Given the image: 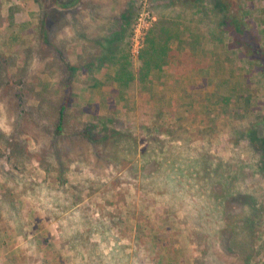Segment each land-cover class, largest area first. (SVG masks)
Masks as SVG:
<instances>
[{"label": "rangeland", "instance_id": "obj_1", "mask_svg": "<svg viewBox=\"0 0 264 264\" xmlns=\"http://www.w3.org/2000/svg\"><path fill=\"white\" fill-rule=\"evenodd\" d=\"M216 1L0 0V264H264V82L139 64ZM230 1L257 35L264 0Z\"/></svg>", "mask_w": 264, "mask_h": 264}, {"label": "crops", "instance_id": "obj_2", "mask_svg": "<svg viewBox=\"0 0 264 264\" xmlns=\"http://www.w3.org/2000/svg\"><path fill=\"white\" fill-rule=\"evenodd\" d=\"M194 11L196 12V9H194ZM259 16L261 19L258 21L256 26L258 46L264 52V19L263 14ZM191 26V24L188 25V27ZM212 27L216 31L211 35L210 33H206L204 31L200 36V29L195 28L196 32L190 31V34L181 35L179 37H169L168 35L150 36L147 41L148 51L142 56V61L139 63L140 68L143 67V64L149 68L148 64L151 63V56H153V54L157 56L159 53V50L155 51V44H159L164 48L165 45L168 44V48L173 51L179 44L181 45V53L175 60H172V62L169 63L167 68L166 58H163L162 55L159 54V57L157 56L152 59L155 63L158 62L156 64L157 66L154 68L159 72L151 71L150 77L156 76L161 82H157L152 79L153 85H151L152 89H149L150 91H163L164 88H167V85L170 84V80H167L168 74H171L172 77H181V79L185 81L186 86L196 83L200 84V77L205 76L206 73H208L211 77L221 76L222 74L226 75L227 73L230 75L231 72L230 70L229 72L227 71V67L231 63V71H235L234 74L235 76H238V78L242 77L246 84L250 82L253 76L256 75H258V78L262 80L261 82H264V70L262 65L258 61L251 59L244 54L242 47L235 44V38L231 32L222 29L216 25V22L212 25ZM166 54L168 56L165 57H168V60L170 61L168 52ZM184 59H186L185 62L182 61ZM162 60H164V63ZM228 61H230V64ZM220 65L223 66V72L219 71V69H222ZM161 67L162 69L159 70ZM177 69H179L180 72H178ZM136 78L137 77H135L134 80L135 91L139 90L138 86H136L139 83ZM127 89V87L123 88V91ZM136 99L137 101H140V98ZM260 104V108H262L263 104Z\"/></svg>", "mask_w": 264, "mask_h": 264}, {"label": "trees", "instance_id": "obj_3", "mask_svg": "<svg viewBox=\"0 0 264 264\" xmlns=\"http://www.w3.org/2000/svg\"><path fill=\"white\" fill-rule=\"evenodd\" d=\"M203 0H200V2ZM215 3V2H214ZM231 3L234 4L235 1L228 0L227 2L225 0H217L214 4V8L217 11L219 16L221 17L218 21L217 25L221 27L222 29L231 32L232 35L235 38V44L239 47H242L244 54L254 59L261 64H264V56L263 51L258 47V38L254 31L249 30V25L244 23L243 20H240L238 22H232L234 21V15L233 13H226V10L228 7H231ZM197 5V4H196ZM197 7V6H196ZM233 19V20H232ZM247 26V27H246ZM66 110V104L65 102L61 105L59 110V118L58 123L56 127V132L61 135L63 128H62V121ZM250 134L252 135V140L257 142V138H255L254 132L250 131ZM264 138L261 140V143H263Z\"/></svg>", "mask_w": 264, "mask_h": 264}, {"label": "built area", "instance_id": "obj_4", "mask_svg": "<svg viewBox=\"0 0 264 264\" xmlns=\"http://www.w3.org/2000/svg\"><path fill=\"white\" fill-rule=\"evenodd\" d=\"M148 15V13H143L141 15V17L139 18V23L137 25V28L135 30V34H134V50H136L138 48V45L141 41V37H142V30H144V18L146 19V16Z\"/></svg>", "mask_w": 264, "mask_h": 264}]
</instances>
